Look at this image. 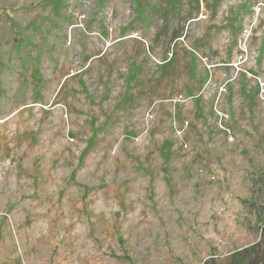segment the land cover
I'll return each instance as SVG.
<instances>
[{"label":"rangeland","instance_id":"rangeland-1","mask_svg":"<svg viewBox=\"0 0 264 264\" xmlns=\"http://www.w3.org/2000/svg\"><path fill=\"white\" fill-rule=\"evenodd\" d=\"M212 2L0 0V264H264V0Z\"/></svg>","mask_w":264,"mask_h":264},{"label":"trees","instance_id":"trees-1","mask_svg":"<svg viewBox=\"0 0 264 264\" xmlns=\"http://www.w3.org/2000/svg\"><path fill=\"white\" fill-rule=\"evenodd\" d=\"M193 2H194V7L193 8H190V14H193V12L194 11H196V10H198L199 9V6H200V0H192ZM220 0H213V2L212 3H214V4H217L218 2H219ZM169 2L172 4V9L173 10H175L177 7H176V5L179 3V0H169ZM168 14H166L165 15V18L163 19V22L162 23H164V25L163 26H165V24H167L168 23V21H167V18L169 17V10H168V12H167ZM164 28V27H163ZM180 37H183V35L181 34V32H179V30L177 31V30H175L174 31V33L172 34V36H171V39H172V42L174 43V44H176L177 43V41L179 40V38ZM173 56H174V54H172V57L171 58H167L165 61V63L164 64H167V65H169L170 63H171V60L173 59ZM80 73V72H79ZM79 73H76V74H74V75H77V74H79ZM35 79V78H34ZM41 83V82H40ZM39 85V84H38ZM40 87V86H39ZM63 87V86H62ZM61 87V88H62ZM226 87H228V84L226 85ZM38 88V87H37ZM39 89V88H38ZM258 91H259V89H258ZM262 236H263V241H264V225L262 226ZM258 245H261L260 243H258ZM256 246V245H255ZM253 249H255L254 247H252L251 249H248V250H246V252H238V253H236L235 255H233V257H234V263L235 264H254V263H257V262H259V260H260V256H261V252H256V255L257 256H255V255H253L252 254V250ZM252 251V252H249V251ZM263 253H264V251H263ZM213 261H215V260H213ZM205 264H211V263H205Z\"/></svg>","mask_w":264,"mask_h":264}]
</instances>
